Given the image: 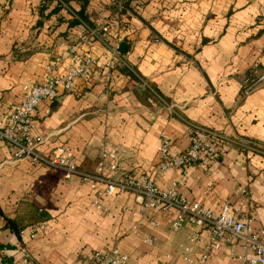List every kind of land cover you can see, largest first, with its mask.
Here are the masks:
<instances>
[{"label": "crops", "instance_id": "obj_1", "mask_svg": "<svg viewBox=\"0 0 264 264\" xmlns=\"http://www.w3.org/2000/svg\"><path fill=\"white\" fill-rule=\"evenodd\" d=\"M122 6L117 0H0L1 113L20 101L24 86L61 75L47 69L56 58L69 60L71 50L87 55L96 66L75 90L39 106L35 132L47 140L43 154L66 147L79 170L92 174L106 143L120 152L114 162L120 174L152 177L162 136L171 154L182 155L190 148L188 126L224 134L215 161L170 171L156 185L174 183L188 201L215 212L227 204L238 222L263 228L264 82L247 97L241 89L248 72L264 76V0H130ZM114 24L119 30L102 43L79 42L87 30L101 34ZM115 43L118 60L108 69ZM101 190L15 162L0 143V250L9 252L2 264H22L19 233L43 223L47 236L24 239L29 264H90L95 252L107 250L130 264H197L208 232L186 254L195 231L189 224L174 232L166 216L135 212L134 195L99 197ZM231 251L236 258L250 253L233 240L208 264H235Z\"/></svg>", "mask_w": 264, "mask_h": 264}, {"label": "built area", "instance_id": "obj_2", "mask_svg": "<svg viewBox=\"0 0 264 264\" xmlns=\"http://www.w3.org/2000/svg\"><path fill=\"white\" fill-rule=\"evenodd\" d=\"M117 32L119 25L101 29V34L87 30L79 37V42L90 46L92 42L102 43L104 35ZM157 42V41H156ZM104 45V44H103ZM111 61L108 69L114 67L118 60V43L109 50ZM69 60L56 58L47 68L49 73L62 72L61 75H48L41 82L27 85L22 88L21 99L9 111L1 113L0 109V143L7 145L12 152L15 162L28 161L33 165L58 172L63 181L79 178L89 185L92 191L102 186L99 197H116L122 194H132L136 197L137 207L135 212L144 216L149 212H157L170 220L171 230L177 232L184 224H189L195 229L189 237L188 246L184 247L186 254L191 253L193 246L199 244L200 233H209V244L197 264H208L211 255L220 252L223 243L239 240L250 251L248 255L237 257L231 251L235 264H264V227L255 229L252 220L238 222L231 212L229 205H223L218 211H212L198 203L190 202L178 191L177 185L172 183L166 188H159L156 182L170 171L182 170L186 167L198 165L203 160L213 162L217 157V147L227 142L225 135H216L197 126H188L187 135L190 141L189 150L182 155H173L170 152V141L162 136L157 147V164L153 176L133 173H119L114 162L119 158L120 152L106 143L100 144L98 162L92 174L79 170L74 154L66 147H59L48 154H43L40 149L47 140L35 132V120L41 104L55 103L60 93H71L75 90L76 81L88 76L96 66L93 58L70 51ZM53 71V72H52ZM264 82L257 70H253L246 77L242 85V94L247 97L251 91ZM244 193L243 190H239ZM96 209L105 211L96 203ZM157 227L156 223H151ZM47 223L34 225L27 231L19 233L20 243L16 248L23 254L22 264H29L30 258L24 245V239L32 241L38 234H49ZM146 243L152 245L154 238H147ZM7 249L0 250V264L8 256ZM188 264H193L189 259ZM90 264H130L129 259L115 250L97 251L93 254Z\"/></svg>", "mask_w": 264, "mask_h": 264}, {"label": "trees", "instance_id": "obj_3", "mask_svg": "<svg viewBox=\"0 0 264 264\" xmlns=\"http://www.w3.org/2000/svg\"><path fill=\"white\" fill-rule=\"evenodd\" d=\"M117 1H118V3H120V1H122V4H123L122 7H123V9H125V6L128 7V3H129L130 0H117ZM117 7H118V5L115 4L116 10H117ZM79 19H80L79 21H83V22L85 21V18L83 17L82 13L79 14ZM75 23L78 24V20ZM91 31H93V30H91ZM251 72L252 71L248 72L247 75H246V77H248L251 74Z\"/></svg>", "mask_w": 264, "mask_h": 264}, {"label": "water", "instance_id": "obj_4", "mask_svg": "<svg viewBox=\"0 0 264 264\" xmlns=\"http://www.w3.org/2000/svg\"><path fill=\"white\" fill-rule=\"evenodd\" d=\"M122 49H125V45L124 44L120 45V47H119L120 51H122ZM121 53L125 54V52H123V51Z\"/></svg>", "mask_w": 264, "mask_h": 264}]
</instances>
